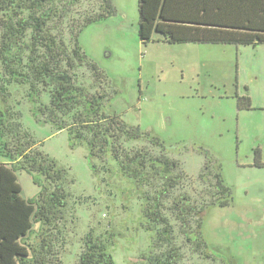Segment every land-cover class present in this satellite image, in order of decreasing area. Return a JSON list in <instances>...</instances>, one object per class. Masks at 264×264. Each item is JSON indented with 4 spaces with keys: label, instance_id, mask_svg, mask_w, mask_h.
Returning <instances> with one entry per match:
<instances>
[{
    "label": "rangeland",
    "instance_id": "rangeland-1",
    "mask_svg": "<svg viewBox=\"0 0 264 264\" xmlns=\"http://www.w3.org/2000/svg\"><path fill=\"white\" fill-rule=\"evenodd\" d=\"M51 1L56 14L46 27L57 40L74 36L81 18L100 11V0ZM137 2L111 0L113 15L78 32L86 57L74 59L71 74L90 93H106L101 113L117 115L148 135L127 147L147 146L158 153L149 137L161 140L185 173L178 192L196 201L207 187L214 191L217 167L232 187L231 203L209 205L192 218L194 224L200 217L208 249L191 251L189 241L173 230L175 264H264V167L253 165L257 146L264 162V44L170 43L155 37L142 44ZM38 89L6 81L0 66V110L8 112L6 124H16L20 139L31 141L65 170V206L45 226L57 264H78L88 232L107 245L114 264H149L146 256L165 250L157 229H144L141 217L144 195H153L158 184L139 187L124 178L110 148L99 146L101 141L88 143L91 135L71 127V116L81 107L49 116V91ZM70 140L77 142L74 147ZM16 176L20 197L36 196L40 188L32 176L26 171ZM30 238L37 240L34 232Z\"/></svg>",
    "mask_w": 264,
    "mask_h": 264
},
{
    "label": "trees",
    "instance_id": "trees-1",
    "mask_svg": "<svg viewBox=\"0 0 264 264\" xmlns=\"http://www.w3.org/2000/svg\"><path fill=\"white\" fill-rule=\"evenodd\" d=\"M53 5L51 0H0V66L6 81L26 84L32 91L40 90L38 87L48 89L49 116L68 115L81 107L79 113L71 116V127L80 126L91 135L88 143L101 141L99 146L110 148L124 178L139 187L158 184L153 195L147 192L144 195L141 217L144 229H157L156 239L165 245V250L146 256L145 261L175 264L173 230L189 241L191 251L195 252V247L208 249L200 217L194 224L192 218L209 205L224 207L231 203L232 187L224 182L217 167L212 174L214 191L207 187L195 201L191 194L176 190L185 173L180 162L165 153L159 138L149 137L158 153L147 146H126L127 142L148 135L117 115L101 113L106 93H90L71 74L74 59L86 57L77 40L78 32L87 24L113 15L111 0H100V11L81 18L74 36L58 40L46 27L56 14ZM137 11V36L142 44L154 37L170 43L264 44V0H138ZM7 115L6 110H0V264H57L45 226L65 206L67 192L61 182L65 170L57 168L56 162L40 150L36 151L31 141L20 139L16 124H6ZM65 127L63 124L58 130ZM76 143L70 140L72 147ZM253 159L254 167H264L258 146ZM16 171L29 173L40 188L28 201L19 195L21 187ZM40 175L46 185L40 183ZM202 194H207L204 202ZM33 232L37 240L32 242ZM78 264L114 263L107 245L88 232Z\"/></svg>",
    "mask_w": 264,
    "mask_h": 264
}]
</instances>
